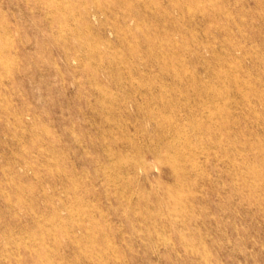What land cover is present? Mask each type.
I'll use <instances>...</instances> for the list:
<instances>
[{
	"label": "rangeland",
	"instance_id": "1",
	"mask_svg": "<svg viewBox=\"0 0 264 264\" xmlns=\"http://www.w3.org/2000/svg\"><path fill=\"white\" fill-rule=\"evenodd\" d=\"M0 264H264V0H0Z\"/></svg>",
	"mask_w": 264,
	"mask_h": 264
},
{
	"label": "bare ground",
	"instance_id": "2",
	"mask_svg": "<svg viewBox=\"0 0 264 264\" xmlns=\"http://www.w3.org/2000/svg\"><path fill=\"white\" fill-rule=\"evenodd\" d=\"M140 26V25H139ZM133 29V28H132ZM161 44V43H160Z\"/></svg>",
	"mask_w": 264,
	"mask_h": 264
}]
</instances>
